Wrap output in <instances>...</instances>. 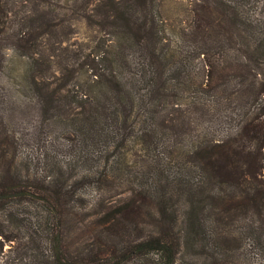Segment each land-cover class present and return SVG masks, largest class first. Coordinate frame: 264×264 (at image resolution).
Returning a JSON list of instances; mask_svg holds the SVG:
<instances>
[{"label": "trees", "instance_id": "1", "mask_svg": "<svg viewBox=\"0 0 264 264\" xmlns=\"http://www.w3.org/2000/svg\"><path fill=\"white\" fill-rule=\"evenodd\" d=\"M8 1L0 45L27 60L26 80H42L47 119L65 110L43 80L39 29L53 22L18 17ZM238 1L198 0L169 28L159 0H90L99 62L83 74L107 95L109 151L91 115L90 154L70 147L54 162L21 159L1 131L0 264H240L247 249L264 259V18ZM111 157L130 175L131 204L117 197ZM89 216L91 235H75Z\"/></svg>", "mask_w": 264, "mask_h": 264}, {"label": "rangeland", "instance_id": "2", "mask_svg": "<svg viewBox=\"0 0 264 264\" xmlns=\"http://www.w3.org/2000/svg\"><path fill=\"white\" fill-rule=\"evenodd\" d=\"M197 1L159 0L161 18L169 28L170 24L182 27L187 21L186 13ZM240 1L244 4L243 10L260 24L264 18V0H255L252 5ZM8 3L17 10L18 17L35 13L52 20V25L39 29L44 56L50 58L51 64L43 80L49 84L50 90L55 86L60 88L58 100L64 103L65 110L54 112L48 109L47 119L44 118L35 94L42 80L39 79L38 84L30 83V78L26 80L27 60L0 45V133L7 129L15 134L20 143L18 155L21 159L31 157L33 165L38 161L54 162L69 156L74 151L72 147L78 146L90 154L91 141L84 117L91 115L95 129L109 151L105 116L107 95L94 77L87 79L83 74V69L93 68L99 62L93 45L100 33L90 26L86 17L92 5L90 0H9ZM87 92L90 109L84 105V93ZM110 167L118 199L131 204L134 191L130 175L113 157L110 158ZM92 217L76 225L75 235H91L89 221ZM240 264H264V259L259 252L247 249L241 255Z\"/></svg>", "mask_w": 264, "mask_h": 264}]
</instances>
